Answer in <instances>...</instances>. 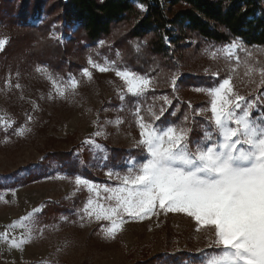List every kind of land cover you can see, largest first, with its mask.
Listing matches in <instances>:
<instances>
[{"label": "rangeland", "instance_id": "obj_1", "mask_svg": "<svg viewBox=\"0 0 264 264\" xmlns=\"http://www.w3.org/2000/svg\"><path fill=\"white\" fill-rule=\"evenodd\" d=\"M33 1L0 0V40L6 41L0 50V117L14 122L7 131L0 128V233L33 209L41 211L25 222L26 227L8 228L9 240L0 238V264H139L159 255H179L177 264H201L215 251L210 227L197 225L184 213L157 209V215L128 221L115 239H106L102 226L107 222L81 226L76 213L95 194L77 191L74 179L80 175L101 188L114 187L118 181L110 180L106 173L124 174L127 162L141 158L143 153L136 146L140 139L134 115L137 106L143 115L149 106L157 112L163 107L158 126L183 125L187 116L190 139L195 142L202 136L205 115H210L197 114L210 107V98L196 89L216 87L231 76L234 91L247 100L264 95V88L257 89L252 82L259 80L264 68V46L250 47L241 40L203 42L194 51L197 40L189 36L184 53L173 56L176 70L157 76L124 60L117 38L129 25L88 43L75 31L76 24L66 26L58 19V10L48 11L52 0H42L38 7ZM233 43L238 47L228 58L227 49ZM89 57L101 64L114 61L121 70L148 76L152 90L141 98L128 95L114 71L100 73L91 68ZM37 67L46 68L65 83L69 76L80 83L74 92L60 98ZM85 67L93 73L91 81L82 76ZM173 76L175 90L170 83ZM191 76L209 78L214 84H181ZM120 94L125 95L124 100ZM165 95L171 104L159 99ZM252 116L264 118V99L256 100ZM117 120L121 122L117 124ZM20 128L26 129L23 136L15 134ZM97 130L103 133L99 137L94 136ZM88 140L95 144L85 143ZM168 231L172 238H166ZM11 238L25 243L16 248Z\"/></svg>", "mask_w": 264, "mask_h": 264}, {"label": "snow or ice", "instance_id": "obj_2", "mask_svg": "<svg viewBox=\"0 0 264 264\" xmlns=\"http://www.w3.org/2000/svg\"><path fill=\"white\" fill-rule=\"evenodd\" d=\"M139 7L143 10L144 6ZM5 44V40H0V50ZM237 47L236 43L228 46V58H231V50ZM87 63L100 73L114 71L123 81L126 93L134 98L145 97L152 90L151 78L127 68L121 70L114 61L101 64L89 57ZM36 71L50 81L60 98H66V93L74 92L80 83L74 76H69L65 83L63 78L53 76L44 67H37ZM81 72L83 77L92 80L89 67ZM252 82L256 83L257 89L264 88V68L260 70L259 80ZM170 83L175 90V76ZM196 91L204 92L210 98V107L197 113H210L205 115L201 138L195 142L190 139L192 129L187 127V116L183 125L158 126L156 122L164 114L163 107L157 112L154 106H149L143 110L147 115H143L142 108L137 106L134 115L140 139L136 146L143 155L139 160L127 162L124 174L106 173L110 180L115 178L118 181L114 187L105 185L101 188L87 178L75 176L77 191L86 189L95 194L76 215L81 226L84 222H107L102 226L104 237L115 239L125 223L151 218L158 214L157 209L166 213H184L197 225L210 227L213 231L215 238L211 246L215 251L201 264H264V118L252 116L256 100L264 99V95L247 100L234 91L231 76L216 87ZM49 98H52L51 93ZM119 98L124 100L125 95L120 94ZM159 99L164 104H171L166 95ZM120 122L116 121L117 124ZM13 123L0 117V128L5 131ZM25 131L20 128L15 134L23 136ZM102 134L97 130L94 136ZM85 143L95 144V141ZM40 211L35 208L20 221L6 226L0 238L9 240L8 228L26 227L25 222L32 221L34 214ZM62 219L67 220L66 217ZM23 243L24 239L11 238V244L16 248Z\"/></svg>", "mask_w": 264, "mask_h": 264}, {"label": "trees", "instance_id": "obj_3", "mask_svg": "<svg viewBox=\"0 0 264 264\" xmlns=\"http://www.w3.org/2000/svg\"><path fill=\"white\" fill-rule=\"evenodd\" d=\"M33 2L38 7L42 0ZM139 5L144 6L143 10ZM51 10H58V19L66 26L76 24L75 31L88 43L115 35V31L129 25L117 38L124 60L157 76L171 75L176 70L173 56L184 53V41L189 36L197 40L194 51L203 42L227 44L241 40L250 47L264 46V0H52L48 7ZM180 82L214 84L209 78L195 76ZM171 235L168 231L166 238ZM163 256L142 259L139 264L178 263L179 255Z\"/></svg>", "mask_w": 264, "mask_h": 264}]
</instances>
